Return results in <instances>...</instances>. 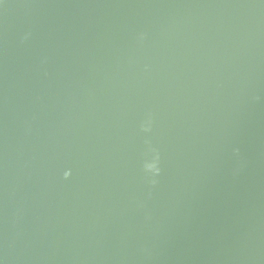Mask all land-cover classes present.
Wrapping results in <instances>:
<instances>
[{"label": "water", "instance_id": "obj_1", "mask_svg": "<svg viewBox=\"0 0 264 264\" xmlns=\"http://www.w3.org/2000/svg\"><path fill=\"white\" fill-rule=\"evenodd\" d=\"M0 264H264V0H0Z\"/></svg>", "mask_w": 264, "mask_h": 264}]
</instances>
